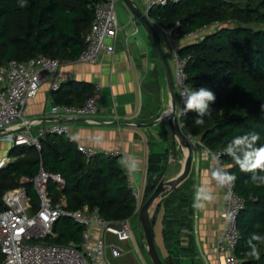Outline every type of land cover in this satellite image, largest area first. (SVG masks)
<instances>
[{
	"label": "trees",
	"instance_id": "obj_1",
	"mask_svg": "<svg viewBox=\"0 0 264 264\" xmlns=\"http://www.w3.org/2000/svg\"><path fill=\"white\" fill-rule=\"evenodd\" d=\"M100 1L0 0V65L11 59L26 61L37 54L77 59L86 45L94 5ZM148 16L165 29L177 25L174 38L212 27L175 49L179 56H189L185 66L187 86L191 90L207 87L216 96L203 124H196L195 111L186 110L181 132L198 138L211 150L231 147L232 154L222 155V162L227 165L226 171L235 175L232 186L244 200L237 220L241 238L235 255L240 264H264V183L253 181V172L241 170L242 160L236 157L242 156V146L233 144L237 137L257 134L253 147L264 146V0H178L152 7ZM92 93V84L76 80L52 90L56 103L76 106ZM39 140L40 149L13 146L9 152L13 160L0 167V208L3 193L18 186L25 187L33 209L37 208L39 199L31 179L42 163L45 170L64 179L62 188L48 182L54 204L63 198L67 209L87 206L107 220L129 219L136 213L121 157L99 152L87 158L73 140L51 132ZM166 163V153L150 155L143 202L163 177ZM255 175L264 172L257 169ZM189 200L187 178L163 198L168 243L177 242L180 231L190 227ZM82 228L73 219L61 217L53 225L56 236L43 241L79 243ZM253 234L261 240H251ZM251 245L259 252L258 259L250 255ZM0 264H4L1 251ZM164 264H171V259Z\"/></svg>",
	"mask_w": 264,
	"mask_h": 264
},
{
	"label": "crops",
	"instance_id": "obj_2",
	"mask_svg": "<svg viewBox=\"0 0 264 264\" xmlns=\"http://www.w3.org/2000/svg\"><path fill=\"white\" fill-rule=\"evenodd\" d=\"M132 1L140 10L146 12L150 0ZM122 3L124 6L116 10L119 28L114 40V53H102L94 63L61 59L63 62L59 68L58 80L60 84L70 80L89 82L96 93L98 111L93 117L94 122L82 117L67 121L74 143L93 147L98 153L120 150L125 153L119 155L121 159L127 155L136 157L140 170L131 173L132 179L144 193L147 161L151 154H167V168L163 175L165 180L180 172L183 156L178 142L170 133L167 120L152 123L159 120L169 106L165 74L152 39L124 1ZM150 20L154 22L153 19ZM211 28L207 26L197 33L175 38L172 46L163 39L165 52L169 51L173 59V69L174 49L193 42ZM157 30L158 33L161 32L158 28ZM54 103L56 102L50 88V80L46 76L36 96L24 107L25 119L29 122L39 120L31 123L30 129L33 134L40 135V138L55 120L50 112ZM58 119L61 120V117ZM12 147L8 141L0 139V160L4 159L5 164L13 160L9 157ZM192 154L194 156L186 176L190 194V227L180 231L177 242L166 241L163 198L185 178L152 204V236L163 263L171 259V264H218L215 241L222 227L224 192L212 179L213 169L203 155V147L197 142ZM124 170L127 171L125 166ZM202 184L210 186L214 199L203 207H196L195 190ZM135 212L129 221L131 223V220L136 218L134 227L138 228L139 242L142 249L146 250L142 230L137 224L138 211ZM134 227L132 226V229ZM120 245L124 251L121 256L111 259L112 264H141L136 254L137 249H133L130 242H121Z\"/></svg>",
	"mask_w": 264,
	"mask_h": 264
},
{
	"label": "built area",
	"instance_id": "obj_3",
	"mask_svg": "<svg viewBox=\"0 0 264 264\" xmlns=\"http://www.w3.org/2000/svg\"><path fill=\"white\" fill-rule=\"evenodd\" d=\"M177 1L150 0L146 6V15L148 16V11L154 6ZM176 26L167 29L156 26L171 46L175 41L173 32ZM118 28L115 0L97 2L94 5L90 28L85 36L86 45L77 59L81 62L94 63L102 53L113 54ZM188 57H181L175 49L173 51L175 122L180 131L183 126L181 118L186 114L181 92L185 88L190 89L186 84L185 72ZM62 62L58 57L37 54L26 61L11 59L0 65V139L8 141L12 146L30 145L40 149V135L33 134L30 129V124L39 120L29 122L25 119L24 107L36 96L44 77H49L51 90L59 88L58 72ZM97 111L95 92L80 106L54 103L50 107V112L55 120L47 132L64 135L73 140L67 121L58 118L71 120L82 117L94 122L93 117ZM185 136L192 145V153L196 142L203 147V155L209 160L211 169L227 170V165L222 162V155L231 150L230 146L211 150L190 134ZM77 149L87 158L98 153L95 148L81 144L77 145ZM104 154L125 155L120 150H111ZM193 156L192 154V159ZM4 165L5 160H0V167ZM125 174L138 211L143 202V192L133 181L132 174L128 171H125ZM49 181L54 182L59 188L64 185V179L59 173L45 170L40 163L38 172L31 179L39 199L35 209L24 186L3 193V206L0 208V251L4 256V264H112L111 259L121 256L124 251L120 243L131 241L132 227L129 219L107 220L97 209L89 210L87 206L76 210L67 209L63 198L54 204L48 190ZM221 188L224 192V207L221 213L222 227L215 241V253L218 264H240L235 255V248L241 238L237 220L244 208V200L234 190L232 184ZM61 217H69L83 227L79 243L43 241L47 236H56L53 225ZM132 248L136 249L134 246Z\"/></svg>",
	"mask_w": 264,
	"mask_h": 264
},
{
	"label": "water",
	"instance_id": "obj_4",
	"mask_svg": "<svg viewBox=\"0 0 264 264\" xmlns=\"http://www.w3.org/2000/svg\"><path fill=\"white\" fill-rule=\"evenodd\" d=\"M123 1L126 4V6L130 9V11L133 13L135 18L143 25L148 35L152 39L165 74L170 111L165 112L160 117L159 120L154 121L152 123L154 124L162 119L167 120L170 133L174 137V139L178 142L180 151L183 156V163L180 172L175 177L168 180H165L162 177L156 184L151 194L144 200L137 214V224L142 230L141 232L142 237L144 239L146 250L149 259L151 261V264H164L161 258L159 257V254L157 252L153 240L151 222H150V208L157 198H159L162 194L169 192L172 188H174L176 185H178L181 181H183L186 178V176L189 173L192 162V145L188 141L187 137L183 135L182 132L179 130L175 122L176 93L173 82V75L170 65L167 61L165 49L162 45V41L160 39L155 23L148 18L146 12H143L138 8V6L134 1L132 0H123ZM61 121H68V120L66 118H61Z\"/></svg>",
	"mask_w": 264,
	"mask_h": 264
},
{
	"label": "clouds",
	"instance_id": "obj_5",
	"mask_svg": "<svg viewBox=\"0 0 264 264\" xmlns=\"http://www.w3.org/2000/svg\"><path fill=\"white\" fill-rule=\"evenodd\" d=\"M23 7L24 4L22 3ZM181 97L184 100L185 109L188 111H195L197 113L196 124H203V117L209 114V106L215 103V93L207 87H199L198 89L191 90L185 88L181 92ZM258 139L257 134H252L250 137H237L233 144L242 146V156L236 157L238 161L242 160L241 170L253 172V181L264 183V175H255L256 170L264 172V146L253 147L254 142ZM230 154L231 150H230ZM122 165L125 166L129 173H135L140 170L139 162L136 157L127 155L121 160ZM211 177L217 182L218 186L231 185L236 177L226 170L214 169L212 170ZM214 199L212 190L209 185L197 186L194 194V206L203 207L207 203H211ZM251 240H261V237L253 234ZM250 243V241H249ZM251 253L255 258H259V252L255 245H251Z\"/></svg>",
	"mask_w": 264,
	"mask_h": 264
},
{
	"label": "rangeland",
	"instance_id": "obj_6",
	"mask_svg": "<svg viewBox=\"0 0 264 264\" xmlns=\"http://www.w3.org/2000/svg\"><path fill=\"white\" fill-rule=\"evenodd\" d=\"M122 2H123L122 0H116V2H115V10L119 9L120 6L121 7L124 6ZM254 26H256V28H257L258 25H254ZM159 36H160V39L162 41V45L164 46V40H163L164 39V35L161 32H159ZM165 54H166V58H167V61H168L169 65H170V68H171V71H172V75H173V59H172L169 51L165 52ZM164 82H165V75H164ZM131 224H132L133 227L135 226L136 218L131 220ZM31 242H34V241H31ZM130 243H131V246H134L137 249L136 254H137V256L140 259V263L141 264H151V261L149 259L147 250L142 249L141 244L139 242V233H138V228L137 227H134L131 230V241H130Z\"/></svg>",
	"mask_w": 264,
	"mask_h": 264
},
{
	"label": "bare ground",
	"instance_id": "obj_7",
	"mask_svg": "<svg viewBox=\"0 0 264 264\" xmlns=\"http://www.w3.org/2000/svg\"><path fill=\"white\" fill-rule=\"evenodd\" d=\"M170 111V106H168V109H167V111L166 112H169Z\"/></svg>",
	"mask_w": 264,
	"mask_h": 264
}]
</instances>
